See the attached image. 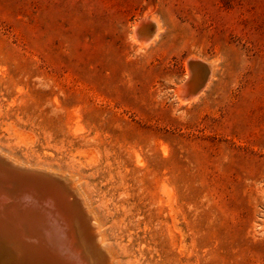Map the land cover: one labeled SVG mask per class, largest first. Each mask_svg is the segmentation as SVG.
Masks as SVG:
<instances>
[{
	"label": "rangeland",
	"instance_id": "obj_1",
	"mask_svg": "<svg viewBox=\"0 0 264 264\" xmlns=\"http://www.w3.org/2000/svg\"><path fill=\"white\" fill-rule=\"evenodd\" d=\"M0 152L73 176L113 264H264V0H0Z\"/></svg>",
	"mask_w": 264,
	"mask_h": 264
},
{
	"label": "water",
	"instance_id": "obj_2",
	"mask_svg": "<svg viewBox=\"0 0 264 264\" xmlns=\"http://www.w3.org/2000/svg\"><path fill=\"white\" fill-rule=\"evenodd\" d=\"M43 175L0 159V246L25 264H94L71 229L77 215L70 198Z\"/></svg>",
	"mask_w": 264,
	"mask_h": 264
},
{
	"label": "bare ground",
	"instance_id": "obj_3",
	"mask_svg": "<svg viewBox=\"0 0 264 264\" xmlns=\"http://www.w3.org/2000/svg\"><path fill=\"white\" fill-rule=\"evenodd\" d=\"M162 27L159 22L153 17L147 20L144 17L141 21L136 22L133 26L132 30V39L138 43L139 46H145L149 42L155 40L158 35L161 33ZM192 61L189 62L190 72L188 73V77L186 76V80L182 83V89L178 92V99L180 102L189 103L194 100L198 94L205 88L207 85L209 78L212 74L213 63L208 62L204 63L199 60L197 57H190ZM187 62V63H188ZM202 68L204 70L203 75L197 74L196 69ZM180 87V86H179ZM180 88H178L179 90ZM195 101V100H194ZM0 159L5 161L8 166L22 170H30L32 172H43L45 175L44 178L50 181H53L57 184V188L65 193V195L70 198L69 203L67 204L74 206L75 216L77 215L76 221L72 222L74 224L71 226L74 233H77L78 239L82 240V245L87 250V253L91 256L94 264H113L112 257L109 253L103 248L101 245L103 243V237L100 234V230L98 226L93 224L94 216L92 211L88 207L84 197H81L76 192L75 188V180L73 176L65 177L60 174V172H56L46 167L41 166H27L22 165L11 157H7L0 152ZM59 203V202H58ZM96 222V221H94ZM68 223V222H67ZM70 224V223H69ZM71 225V224H70ZM74 234V235H75ZM0 252L3 254L2 263L0 264H25L24 260L19 259V255L15 253L10 247H2L0 246Z\"/></svg>",
	"mask_w": 264,
	"mask_h": 264
}]
</instances>
